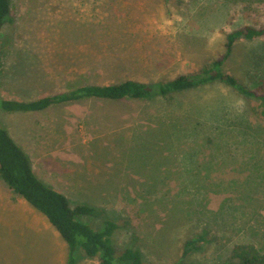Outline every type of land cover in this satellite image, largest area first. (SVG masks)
I'll use <instances>...</instances> for the list:
<instances>
[{"label": "rangeland", "instance_id": "1", "mask_svg": "<svg viewBox=\"0 0 264 264\" xmlns=\"http://www.w3.org/2000/svg\"><path fill=\"white\" fill-rule=\"evenodd\" d=\"M255 1L11 0L12 23L1 30L0 100L167 82L211 68L225 58L229 34L263 26L264 0ZM224 68L264 95V38L237 41ZM0 127L73 207L99 210L82 222L97 230L107 219L125 226L119 253L136 248L150 264H237V245L264 252V118L257 100L224 83L40 113L0 109ZM205 230L208 242L182 260L186 243ZM68 259L47 218L0 178V264Z\"/></svg>", "mask_w": 264, "mask_h": 264}, {"label": "trees", "instance_id": "2", "mask_svg": "<svg viewBox=\"0 0 264 264\" xmlns=\"http://www.w3.org/2000/svg\"><path fill=\"white\" fill-rule=\"evenodd\" d=\"M249 3H257L248 0ZM12 23L11 0H0V60L4 58L1 48V30ZM264 38V24L261 27L246 26L227 36L226 56L213 62L211 68L187 75H180L167 82L144 83L126 80L107 85H83L62 93L40 98L31 102L0 100V109L8 113H40L52 107L85 102L148 100L155 96L167 98L174 93H182L212 82L224 83L244 96L259 102L264 118V95L242 86L224 66L240 39L254 41ZM0 178L19 197L47 218L57 230L69 249L67 264H77L78 260H97L99 264H150L141 250L129 247L119 253L116 246L119 231L125 228L117 220H105V227L97 230L80 220L82 216L99 217L96 208L80 204L72 206L70 198L43 181L35 172L29 154L14 140L8 129L0 127ZM179 182H181L179 180ZM185 185V184H184ZM186 190H188L186 188ZM128 223V222H127ZM190 240L184 247L182 260L193 252L201 250V243L208 242V231ZM232 260L237 264H264V252L251 244L237 245L232 252ZM181 263V260H180Z\"/></svg>", "mask_w": 264, "mask_h": 264}, {"label": "crops", "instance_id": "3", "mask_svg": "<svg viewBox=\"0 0 264 264\" xmlns=\"http://www.w3.org/2000/svg\"><path fill=\"white\" fill-rule=\"evenodd\" d=\"M10 132V131H9ZM11 134V133H10ZM12 136V135H11ZM13 137V136H12ZM14 138V137H13ZM15 140V139H14ZM16 141V140H15ZM17 142V141H16ZM24 150H25V148L19 143V142H17ZM26 151V150H25ZM27 152V151H26ZM28 153V152H27ZM29 154V153H28ZM29 156H30V158H31V155L29 154ZM31 160H32V158H31ZM34 167V166H33ZM36 172V171H35ZM38 175V174H37Z\"/></svg>", "mask_w": 264, "mask_h": 264}]
</instances>
